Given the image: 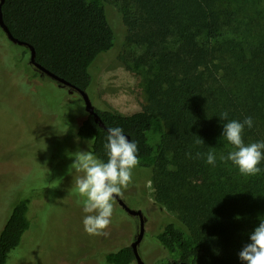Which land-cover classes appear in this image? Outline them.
Instances as JSON below:
<instances>
[{"label": "trees", "instance_id": "16d2710c", "mask_svg": "<svg viewBox=\"0 0 264 264\" xmlns=\"http://www.w3.org/2000/svg\"><path fill=\"white\" fill-rule=\"evenodd\" d=\"M120 6L115 15L125 39L143 49L144 63L154 59L159 72L140 110L95 111L107 128L120 127L137 143L139 165L129 187L146 198L150 182L157 211L166 207L175 214L164 216L153 241L167 252V264H244L238 254L264 220V160L259 174L246 177L220 157L232 150L222 136L231 120L252 117L243 141L264 142V0H121ZM109 7V0H4L1 12L10 33L33 47L37 63L88 93L95 61L115 44ZM0 37L6 38L1 30ZM13 47L8 55L18 70L24 63L35 74L26 61L28 48ZM224 112L228 117L221 120ZM74 131L107 161V131L92 116ZM67 145L73 148L66 154L81 151ZM210 151L215 166L206 162ZM29 204L17 196L9 208L0 264L30 226ZM103 257L105 264L135 262L130 246Z\"/></svg>", "mask_w": 264, "mask_h": 264}, {"label": "rangeland", "instance_id": "374dc122", "mask_svg": "<svg viewBox=\"0 0 264 264\" xmlns=\"http://www.w3.org/2000/svg\"><path fill=\"white\" fill-rule=\"evenodd\" d=\"M109 1L114 6L109 8L115 44L95 61L88 96L95 110L126 115L147 103L149 83L159 71L154 59L144 63L139 57L143 49L125 39L121 16L115 15L121 0ZM13 45L0 37V232L17 196L30 200V226L6 264H105V254L133 243L138 219L126 214L114 200L107 235L85 233L83 218L87 214L75 184L82 173L71 168L75 152L66 154L67 148H73L68 143L81 151L90 149L89 142L74 135V128L87 118L83 103L75 91L65 90L36 71L34 74L24 63L18 70L15 58L8 55L17 50ZM152 194L148 182L146 198L130 187L118 197L144 217V237L137 248L144 264H167L171 261L167 252L153 237L164 216L175 218V214L166 207L157 211Z\"/></svg>", "mask_w": 264, "mask_h": 264}, {"label": "clouds", "instance_id": "9594fccd", "mask_svg": "<svg viewBox=\"0 0 264 264\" xmlns=\"http://www.w3.org/2000/svg\"><path fill=\"white\" fill-rule=\"evenodd\" d=\"M228 113H221V120H226ZM245 126H253L252 117H246L243 122L231 120L223 124L222 136L232 146L227 156H221L222 161H230L239 173L251 177L261 172V160H264V142H253L245 145L243 131ZM198 143H203L199 138ZM107 161L98 159L91 151L74 153L71 168L82 175L75 180L76 190L83 198V227L90 236L107 235L105 231L111 224L116 196L122 195L132 183L133 169L139 165L138 146L124 135L120 127L107 129L106 143ZM197 157L201 154L197 153ZM216 156L207 153L206 162L215 166ZM250 243L243 246L239 259L244 264H264V220L249 234Z\"/></svg>", "mask_w": 264, "mask_h": 264}, {"label": "water", "instance_id": "95a60500", "mask_svg": "<svg viewBox=\"0 0 264 264\" xmlns=\"http://www.w3.org/2000/svg\"><path fill=\"white\" fill-rule=\"evenodd\" d=\"M3 2H4V0H0V30L5 34L6 38L12 44L28 48V50H29L28 64L31 65L33 67V69L35 71H37L40 75L46 76L51 81L56 82L58 84V86L67 87L70 90V92L71 91H75L79 95V97H80V99H81V101L83 103L85 112L88 115L92 116L93 121L95 123H97L99 127L103 128L104 130L107 131L108 128L103 124L102 120L100 119V116L95 111V108L93 107V105L91 103V100H90V98L88 96V93L85 90H81V89L75 87L74 85L70 84L69 82H67L63 78L55 75L54 73L50 72L49 70H47L46 68L41 66L39 63H37L35 61V52H34L33 47L30 44L26 43V42H23V41H20V40L16 39L10 33V31L8 30L7 26L4 24L3 19H2L1 7H2ZM115 201L117 202L118 206L126 214H128L129 216L137 217V219H138V233H137V236H136L135 240L130 245V248L132 250L135 263L136 264H144V262L142 261L140 255L138 254V249H137L139 244H140V241L142 240V238L144 236V232H145V228H144L145 220H144V217H143V215H142L140 210L129 208L123 202V200L120 199L118 196L115 197ZM171 264H187V263L172 262Z\"/></svg>", "mask_w": 264, "mask_h": 264}, {"label": "flooded vegetation", "instance_id": "af4514ba", "mask_svg": "<svg viewBox=\"0 0 264 264\" xmlns=\"http://www.w3.org/2000/svg\"><path fill=\"white\" fill-rule=\"evenodd\" d=\"M32 69H33V68H32ZM143 237H144V236H143ZM142 239H143V238H142ZM141 243H142V240L140 241V244H141ZM140 244H139V245H140Z\"/></svg>", "mask_w": 264, "mask_h": 264}]
</instances>
